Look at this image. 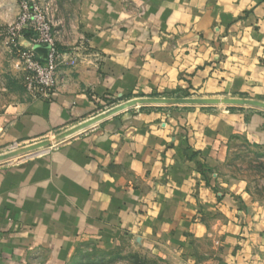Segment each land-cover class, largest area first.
Here are the masks:
<instances>
[{"label": "crops", "instance_id": "crops-1", "mask_svg": "<svg viewBox=\"0 0 264 264\" xmlns=\"http://www.w3.org/2000/svg\"><path fill=\"white\" fill-rule=\"evenodd\" d=\"M44 3L75 58L48 98L15 81L2 31L20 7L0 0V264L124 240L174 264H264V195L213 174L235 140L264 148V0Z\"/></svg>", "mask_w": 264, "mask_h": 264}, {"label": "rangeland", "instance_id": "rangeland-1", "mask_svg": "<svg viewBox=\"0 0 264 264\" xmlns=\"http://www.w3.org/2000/svg\"><path fill=\"white\" fill-rule=\"evenodd\" d=\"M20 7V0H16ZM50 2V0H40ZM16 55V56H15ZM14 56L17 57V54ZM20 70V69H19ZM21 72V71H20ZM23 74V72H21ZM24 74L15 80L24 85ZM19 85V84H18ZM15 96H22L20 87L16 86ZM133 99H129L131 101ZM50 147V146H49ZM48 148V147H46ZM40 150V149H39ZM17 154L10 160L19 162L39 152ZM43 150V149H42ZM226 158L220 171L213 172L223 183L243 181L255 194L264 195V148L251 146L243 140H235L226 148ZM202 169L207 167L201 162ZM208 168V167H207ZM219 169V168H218ZM73 264H174L166 257H160L150 251L140 250L134 243L124 240L114 247H104L95 241L85 242L80 246L79 255Z\"/></svg>", "mask_w": 264, "mask_h": 264}, {"label": "built area", "instance_id": "built-area-1", "mask_svg": "<svg viewBox=\"0 0 264 264\" xmlns=\"http://www.w3.org/2000/svg\"><path fill=\"white\" fill-rule=\"evenodd\" d=\"M53 25L51 10L44 2L20 0L19 15L2 31L7 46L17 54L25 88L41 98H48L56 91L60 65L67 61L75 63L74 57L66 60L65 55L60 53ZM25 35H29L34 45L48 49L44 58L32 50L21 49L19 40Z\"/></svg>", "mask_w": 264, "mask_h": 264}, {"label": "water", "instance_id": "water-1", "mask_svg": "<svg viewBox=\"0 0 264 264\" xmlns=\"http://www.w3.org/2000/svg\"><path fill=\"white\" fill-rule=\"evenodd\" d=\"M41 48H43L45 52L48 51V49H46V48H44V47H41ZM31 150H35V148H32Z\"/></svg>", "mask_w": 264, "mask_h": 264}, {"label": "trees", "instance_id": "trees-1", "mask_svg": "<svg viewBox=\"0 0 264 264\" xmlns=\"http://www.w3.org/2000/svg\"><path fill=\"white\" fill-rule=\"evenodd\" d=\"M29 37V35H27Z\"/></svg>", "mask_w": 264, "mask_h": 264}]
</instances>
